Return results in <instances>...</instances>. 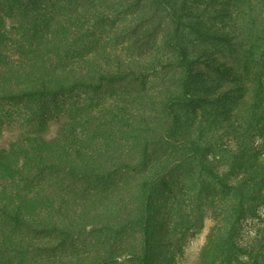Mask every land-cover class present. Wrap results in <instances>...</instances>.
<instances>
[{"label": "trees", "instance_id": "1", "mask_svg": "<svg viewBox=\"0 0 264 264\" xmlns=\"http://www.w3.org/2000/svg\"><path fill=\"white\" fill-rule=\"evenodd\" d=\"M261 206L264 0H0V264H264Z\"/></svg>", "mask_w": 264, "mask_h": 264}, {"label": "rangeland", "instance_id": "2", "mask_svg": "<svg viewBox=\"0 0 264 264\" xmlns=\"http://www.w3.org/2000/svg\"><path fill=\"white\" fill-rule=\"evenodd\" d=\"M41 1H43V4H47L55 3L57 0ZM6 23L8 27H11L12 22L10 20H7ZM237 81L238 79L235 78L228 83H223L222 91H227L228 89L233 87ZM61 121H63V118H61L60 120H50L48 129L45 132L46 137L50 138L56 135ZM8 137L9 135L5 134L4 137H2L1 141L8 139ZM219 169L223 171L224 167H219ZM211 226L212 220L210 218H206L203 229L197 235H195L194 237L188 236L186 239H182L179 245V249H175V256L171 264H196L200 255V251L206 243V238ZM262 230H264V206L259 207L244 219L241 232L238 236V240L242 245L254 243L258 247L259 238L257 239V236ZM262 247L264 248V244L262 245Z\"/></svg>", "mask_w": 264, "mask_h": 264}]
</instances>
